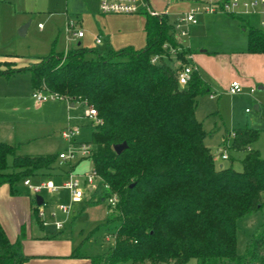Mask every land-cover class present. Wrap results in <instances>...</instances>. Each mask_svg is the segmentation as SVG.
Masks as SVG:
<instances>
[{
	"label": "trees",
	"instance_id": "obj_1",
	"mask_svg": "<svg viewBox=\"0 0 264 264\" xmlns=\"http://www.w3.org/2000/svg\"><path fill=\"white\" fill-rule=\"evenodd\" d=\"M145 15L142 49L75 45L25 65L0 56V76L29 71L34 89L45 87L98 111L88 160L101 181L89 191L88 202L106 203L116 194L118 204L109 209L106 225L118 226L109 251L90 257L91 264H186L190 259L198 264H264V232L258 229L245 252L237 251L238 221L264 206V159L251 149L259 131L249 126L232 131L230 149L246 153L241 170L216 167L203 123L196 118L197 99L211 94V87L195 69L181 88L177 69L163 57L151 61L154 55L171 59L170 49L182 45L167 17ZM245 28L247 51L264 53V30L248 23ZM190 53L183 47L177 58L188 64ZM124 142L127 147L117 154L114 146ZM58 163V154L19 155L16 146L0 143V186L9 185L12 195H18L26 179L44 177L59 184L75 166ZM31 200L37 215L35 196ZM80 247L71 257L79 256ZM28 260L0 223V264Z\"/></svg>",
	"mask_w": 264,
	"mask_h": 264
},
{
	"label": "rangeland",
	"instance_id": "obj_2",
	"mask_svg": "<svg viewBox=\"0 0 264 264\" xmlns=\"http://www.w3.org/2000/svg\"><path fill=\"white\" fill-rule=\"evenodd\" d=\"M84 1L91 11H98L97 1ZM238 1L244 3V1L259 0ZM83 7L85 6L82 0H0V56L10 59L17 58L20 65H23L31 57H42L49 55L53 51L56 53L64 52L66 49L68 16L83 11ZM87 9L84 8L85 11ZM258 10L264 11V6H260ZM135 15L139 17L147 16L142 13ZM263 16H232L221 11H217L212 15L199 14L197 16L199 25L203 24L205 29H207L202 42L210 50L228 52L233 48L234 50L240 48L244 44L241 41L245 37V33L248 34V30L245 28L248 23L247 20H250L252 25L258 27L261 26ZM229 23L232 26L236 24L237 29H234L235 26L230 27ZM26 24H28L26 32L22 35L20 30ZM75 25L76 27L78 26L77 23ZM190 35L192 36L191 29H189ZM189 36L183 37L182 41H187ZM105 46H107L105 43L95 45L99 50H104ZM165 61L172 67L177 64L174 59ZM34 91L28 71L16 74L14 77L11 76V78L0 76V118H13L19 115L24 118V124L25 122L27 123L25 126L30 127L28 129L29 132L26 131V128L24 132H18L19 137L25 139L26 143L21 146L20 155H41L46 151L59 154L61 151L66 150L69 144L62 139L61 132L67 127L68 119H73L74 123L76 122L81 126V134L78 137V141L91 142L93 126H89L91 120L85 117L86 107L82 103L77 102L74 108H69L66 102L60 100L48 101L42 105L33 98L32 93ZM198 99L200 108L197 118L204 120L203 122H205L204 125L207 129L216 126L218 128L216 134L211 137L212 139L208 140L211 152L215 155L217 167L222 165V167L232 166L237 170L242 169L240 161L245 157V153H238L230 149L233 138L231 135L232 131L240 126L241 120L248 119L250 127L261 131L260 139L254 147L262 153L264 158V118H261L252 104L247 103L245 105L241 100H233L230 104L231 101L227 98V103L224 101L225 107L220 108L219 112L211 114V110L215 111L217 109V99L211 101L204 96H199ZM247 109H250L252 113L246 114ZM69 114L70 118H68ZM4 126H0V137L5 139L2 141L10 143L13 140L9 138V133L7 134L9 127L6 128ZM20 127L22 126L20 125ZM12 128L19 129V127L15 126ZM222 135H225L226 143L223 142ZM222 151H226L234 159L222 160ZM9 163H12V158L9 159ZM58 164L59 166H64L62 162ZM72 165L75 166L73 171L76 173H83L92 169V163L84 158L77 160ZM56 174L58 173L56 172ZM18 189L23 194L27 187L22 182ZM40 196L44 198L45 205H47L44 208L46 213L45 221L49 223L45 228L46 232L56 230V222H63V230L57 234L61 238H68L71 243L78 246L80 244L79 251L92 257L109 251L108 249L114 242L113 233L118 226V222L106 225L109 209H113L107 203L102 202L91 205L88 202L90 195H87L82 202L73 204L69 200V192L65 189H62L59 193H49L46 190ZM62 203L71 206L70 215L67 216L58 211V206ZM238 226L237 251L239 254H243L250 235L256 232L257 229L259 232H264V206L259 211L241 218L238 221ZM107 236H111L109 241L106 238ZM186 264L198 263L195 259H190Z\"/></svg>",
	"mask_w": 264,
	"mask_h": 264
},
{
	"label": "crops",
	"instance_id": "obj_3",
	"mask_svg": "<svg viewBox=\"0 0 264 264\" xmlns=\"http://www.w3.org/2000/svg\"><path fill=\"white\" fill-rule=\"evenodd\" d=\"M82 1L84 2L85 6L83 7V11L69 15L68 24L74 21L73 32L80 30L84 32V36L82 38H78L77 36L72 35V33H67L66 31V49L64 52L72 49V47L75 45H81L85 48H96L95 45H100L96 43V39L98 38L101 39V45L105 43V45L112 47L114 50H120L121 48L129 46L133 47L134 49H142L145 47L146 32L144 30V26L146 17H139L138 15L103 16L99 12V0H95L97 1L98 6L97 12L91 11L89 9V6H86V2L84 0ZM226 1L228 0H148V3L149 7L152 10L162 14V16L167 17L170 23H174L177 17L182 15V13L196 8L197 6H205L212 3L221 4ZM84 8L88 9L85 11ZM253 15L260 16L264 15V13ZM262 20H264V16L262 17ZM247 22L248 24L252 25L250 23V20H247ZM76 23L78 24L77 27L75 25ZM229 26H235L234 29H237L236 24L232 26V24L229 23ZM257 28H261L262 30H264V26H258ZM189 29H191L192 31V36L190 35L187 41H181V43L186 45L191 50V53L189 54V61L193 65H195L198 72H200V74L204 77V79L209 83L211 87V94L204 95V97H208V99L211 101H215V99H217V109H215V111L211 110V114L219 112V109L222 107L224 108L226 105L225 103H227L226 99L229 98V100L231 101L230 104L233 102V100H241V102L245 105L247 103L252 104L255 111L261 116V118H264V53L257 54L247 51L248 34L245 33V37H243V40L241 39V43H244L243 46H241L240 48H236L235 50L233 48L232 50H229L227 52L215 49L210 50L208 46L202 42L204 39V35H206L207 33V29H205L203 24L199 25V22L197 21L196 24L190 25ZM25 32L26 30L24 31V33ZM194 46H196L197 48ZM35 58L39 57H31L27 61L33 60ZM176 62L177 64L173 68H177L179 66L178 61ZM26 63L27 62H24L23 65H25ZM15 75H13L12 77H14ZM232 81H239L242 84V93L229 94L228 88L230 87ZM31 86L33 90H36L33 87L32 81ZM252 88L256 89L254 93H251ZM211 95H214L215 97L211 98ZM45 103L46 102H44L42 105H44ZM199 104L200 101L199 99H197L196 118L198 110L200 108ZM251 113V110H246V114ZM16 116L18 117L0 118V126L2 127V125H5L4 127H9L7 129V134L9 133V138L13 140L10 141V143H6L2 141L5 139H2L0 137V143H6L11 146H16L18 148L19 154L21 146L26 143L25 139L19 137L20 135H18V132H24L25 128L26 131L29 132L28 129L30 127L28 128L25 126L27 123L25 122L24 124V118L19 115ZM68 118H70V114ZM72 120L73 119L70 120L71 125L80 126L76 122L74 123ZM197 120L203 123V127L207 133L205 137V144L210 148L208 140L212 139L211 137L216 134L218 128L216 126L214 128L207 129L205 128V122H203V119L199 120L197 118ZM249 124L250 121L248 119L244 121L241 120L240 126H238V128L249 126ZM20 125L22 127H20ZM13 126L19 127V129L12 128ZM258 131L260 135L261 131ZM221 137H223V142L226 143L225 135H222ZM255 144L256 142L251 146V149L260 152L258 149H255ZM45 154L57 153L46 151L41 155ZM24 155L26 156L27 154ZM232 159L234 158L229 155L228 160ZM31 180L33 183L38 184L46 181L47 179H45L44 177H36L32 178ZM32 196L34 197L37 195H33L31 190L29 192L28 187L25 193L12 195L9 185L0 186V223L3 226L9 240L12 243H20L23 254L29 258V260L25 264H91L89 258L92 256L84 254L82 251H79L78 257H71L74 250L79 246L69 242L68 238H61V236L57 234L59 231L63 230V228L60 230H57V228H55L56 230L46 232L45 228L47 227V225H49L48 221H45L46 213L43 220L38 216V214L35 215V206L32 204L31 200ZM43 203H45L44 198ZM44 221L47 225H44ZM110 237L111 236L106 237L108 241L110 240Z\"/></svg>",
	"mask_w": 264,
	"mask_h": 264
},
{
	"label": "built area",
	"instance_id": "obj_4",
	"mask_svg": "<svg viewBox=\"0 0 264 264\" xmlns=\"http://www.w3.org/2000/svg\"><path fill=\"white\" fill-rule=\"evenodd\" d=\"M99 12L101 15H126V16H135V14H148L153 16H162V14L152 10L149 7L148 0H99ZM260 6H264V0L259 1H244V3L239 2L238 0H228L221 4L212 3L205 6H197L187 12L182 13L173 23V30L175 32V37L179 43H181L183 37L189 36L188 26L194 25L197 23V16L199 14H213L217 11L229 13L231 15H253L264 13V11L258 10ZM240 9V10H239ZM261 26H264V20L261 21ZM74 21L68 24L67 33H72V35L77 36L78 38H82L84 36V32L77 30L73 32ZM97 44H101V39H96ZM182 47L179 48H171L170 49V57L171 59H175L178 61L179 66L175 69L176 76L178 79V84L181 88H184L188 84L191 79L192 72L196 69L195 65H193L190 61L188 64H182L181 61L178 60L177 54L182 51L183 47H187L183 43H181ZM167 47V46H166ZM165 47V48H166ZM163 57L165 60L168 59L166 56L154 55L151 59L152 62L158 63L160 58ZM187 60H190V55H187ZM256 89L252 88L251 93H254ZM229 94H239L243 92V86L239 81H232L230 87L228 88ZM33 98L39 103L43 104L48 101H64L69 106V108L74 107V104L70 101V99L58 95L57 93L51 92L47 90L45 87L41 90L36 89L32 93ZM214 95H211V98H214ZM86 107V118L91 120L92 126L100 122L98 118V111L92 106H88L86 102H80ZM250 111V109H247ZM81 134V127L77 125H71L70 119H68L67 127L62 130L61 136L65 142L69 144L68 148L61 153L58 154V158L60 163L63 164L69 163L72 165L77 160L84 158L85 160L89 159V156L92 152V145L89 143L78 141V137ZM221 158L223 160L229 159V154L226 151L221 152ZM90 161V160H89ZM101 181V177L96 169L92 166V169L83 173H76L74 171L68 172L67 177L61 181V183L56 184L52 179H47L41 183L35 184L32 182L31 178L26 179L24 181V185L28 187V190H31L33 195H40L44 191H48L49 193H58L62 189H65L69 192L70 200L73 203H78L82 201L87 195L89 191H93V189L97 186L98 182ZM106 188H108L106 186ZM106 203L114 208L118 204V196L113 194L110 196ZM46 207L45 203L42 206H39L38 216L43 220L45 217L44 208ZM58 211L64 213L65 215H70L71 206L67 204H61L58 206ZM44 225H47L44 221ZM57 230L63 228V222H56L55 224Z\"/></svg>",
	"mask_w": 264,
	"mask_h": 264
},
{
	"label": "water",
	"instance_id": "obj_5",
	"mask_svg": "<svg viewBox=\"0 0 264 264\" xmlns=\"http://www.w3.org/2000/svg\"><path fill=\"white\" fill-rule=\"evenodd\" d=\"M27 25H28V24H26V25L20 30V34L24 35V31L26 30V26H27ZM126 147H127V144H126V142H124L123 144L115 145V146H114V150H115V152H116L117 154H121V153L123 152V150H124ZM35 200H36V204H37L38 206H42V204H43V198H42V196H40V195L35 196Z\"/></svg>",
	"mask_w": 264,
	"mask_h": 264
}]
</instances>
